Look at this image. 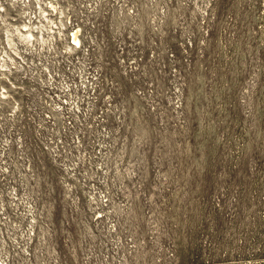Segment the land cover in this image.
<instances>
[{
	"label": "rangeland",
	"instance_id": "rangeland-1",
	"mask_svg": "<svg viewBox=\"0 0 264 264\" xmlns=\"http://www.w3.org/2000/svg\"><path fill=\"white\" fill-rule=\"evenodd\" d=\"M0 264H264V0H0Z\"/></svg>",
	"mask_w": 264,
	"mask_h": 264
},
{
	"label": "bare ground",
	"instance_id": "bare-ground-1",
	"mask_svg": "<svg viewBox=\"0 0 264 264\" xmlns=\"http://www.w3.org/2000/svg\"><path fill=\"white\" fill-rule=\"evenodd\" d=\"M24 35H25V34H24ZM73 39H74L75 42H79L78 32H75V33L73 34Z\"/></svg>",
	"mask_w": 264,
	"mask_h": 264
},
{
	"label": "built area",
	"instance_id": "built-area-1",
	"mask_svg": "<svg viewBox=\"0 0 264 264\" xmlns=\"http://www.w3.org/2000/svg\"><path fill=\"white\" fill-rule=\"evenodd\" d=\"M76 31H77V30H76ZM74 32H75V31H74ZM74 32H73V33H74ZM73 33H72V34H73ZM72 34H71V44L74 45V46H79L80 43H81V41H80L79 44H76V43L73 41V39H72ZM78 35H79V31H78ZM79 37H80V36H79ZM80 39H81V38H80Z\"/></svg>",
	"mask_w": 264,
	"mask_h": 264
}]
</instances>
